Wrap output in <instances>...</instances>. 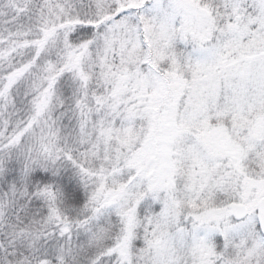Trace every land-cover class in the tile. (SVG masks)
I'll use <instances>...</instances> for the list:
<instances>
[{
    "label": "snow or ice",
    "instance_id": "snow-or-ice-1",
    "mask_svg": "<svg viewBox=\"0 0 264 264\" xmlns=\"http://www.w3.org/2000/svg\"><path fill=\"white\" fill-rule=\"evenodd\" d=\"M0 264H264V0H0Z\"/></svg>",
    "mask_w": 264,
    "mask_h": 264
}]
</instances>
